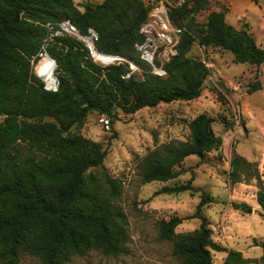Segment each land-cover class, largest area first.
I'll list each match as a JSON object with an SVG mask.
<instances>
[{
  "label": "trees",
  "instance_id": "obj_1",
  "mask_svg": "<svg viewBox=\"0 0 264 264\" xmlns=\"http://www.w3.org/2000/svg\"><path fill=\"white\" fill-rule=\"evenodd\" d=\"M157 1L104 0L82 8L75 0H0V264H20L22 250L44 264H66L92 250L107 256L125 252L130 231L120 203L122 181L105 169L103 143L83 135L80 126L92 112L113 119L117 109L135 113L200 97L211 70L190 55L197 41L232 52L236 63L258 68L264 63V46L247 26L228 23L224 9L210 10L200 23L196 15L209 10L211 0H185L171 12L179 32L178 54L165 63V76L153 73L136 43L144 40L140 28ZM64 19L84 35L96 30L98 51L133 61L141 76L127 61L98 63L83 40L59 35L46 50L56 60L60 83L57 90L46 89L33 62L44 51L47 23ZM260 89L257 74L249 92ZM213 122L207 113L189 121L190 139L164 144L167 156L154 152L143 183L174 179L187 172L176 168L187 157L218 150L223 141ZM232 164L234 183L258 179L257 199L264 211V178L256 164L242 156ZM192 189L190 179L158 192ZM211 201L210 194L202 193L192 217H202L203 206ZM233 205L252 212L246 202ZM183 220L179 215L158 220L160 238L173 242V255L182 264H214L213 251L227 252L225 264L258 261L214 240L206 221L193 231L177 232Z\"/></svg>",
  "mask_w": 264,
  "mask_h": 264
},
{
  "label": "rangeland",
  "instance_id": "obj_2",
  "mask_svg": "<svg viewBox=\"0 0 264 264\" xmlns=\"http://www.w3.org/2000/svg\"><path fill=\"white\" fill-rule=\"evenodd\" d=\"M75 1L83 8L87 3L104 0ZM226 3L227 0H211L209 10L200 11L197 20L202 23L210 10L224 9L228 23L236 28L247 26L264 46V0H234L230 8ZM190 55L203 60L211 70L200 97L144 107L135 113L117 109L113 119L92 112L80 126L83 135L103 143L107 150L105 169L122 181L120 203L128 215L130 240L125 252L118 256L92 250L83 256L72 257L66 264H182L173 255V242L160 238L158 226V220L175 215L184 218L176 228L177 232L193 231L206 221L213 229L214 240L223 245L248 246L243 254L258 261L247 264H264L261 261L264 211L257 199L258 179L234 183L231 178L232 162L238 156L255 163L264 178V63L259 68L236 63L232 52L205 47L198 41ZM122 58L125 57L111 63L127 61L130 67L135 64ZM33 70L40 77L36 66ZM135 71L141 76L137 65ZM257 74L262 89L250 93L249 86ZM200 113H207L214 119L213 128L222 139V146L204 157H187L176 166L187 172L174 179L143 183L142 173L149 158L156 151L167 156L164 144L190 139L188 123ZM2 120L0 114V122ZM190 179L192 190L171 194L158 192L164 186L185 184ZM202 193L210 194L213 201L203 206L202 217H192ZM243 202L252 207V212H244L233 205ZM213 255L214 264H225L224 252L213 251ZM20 256V264H44L27 250H22Z\"/></svg>",
  "mask_w": 264,
  "mask_h": 264
},
{
  "label": "built area",
  "instance_id": "obj_3",
  "mask_svg": "<svg viewBox=\"0 0 264 264\" xmlns=\"http://www.w3.org/2000/svg\"><path fill=\"white\" fill-rule=\"evenodd\" d=\"M184 2L185 0H158L140 28V33L144 40L136 43V47L141 51L142 58L152 66V72L159 76H165L167 74L164 68L165 63L169 62L172 57L178 54L179 35L178 29L171 19V12L173 8L181 6ZM226 4L227 7L230 8L234 4V0H227ZM47 27L49 34L42 46L44 51L40 53L41 57L45 54L49 55L46 47L54 40L55 36L70 35L83 40L89 48L92 57L98 60L95 56V50L98 51L95 42L99 38V34L96 30L90 29L89 34L84 35L69 19H64L57 24L49 22L47 23ZM116 57L120 59L122 56L116 55ZM122 59L127 60L126 58ZM38 61L36 63L33 62L34 67L37 65ZM130 68L135 71L136 65L132 64ZM45 88L48 90H57L58 86L54 81L53 87H49L45 83ZM104 119L107 124H109L108 118L105 117ZM107 126L109 127V125Z\"/></svg>",
  "mask_w": 264,
  "mask_h": 264
},
{
  "label": "bare ground",
  "instance_id": "obj_4",
  "mask_svg": "<svg viewBox=\"0 0 264 264\" xmlns=\"http://www.w3.org/2000/svg\"><path fill=\"white\" fill-rule=\"evenodd\" d=\"M95 56L98 60L104 63H108L118 59V57L116 56L105 54L97 50H95ZM56 67H57L56 63L54 62V60L51 59V57L48 54H45L42 57H40V60L36 65V73L46 82V84L49 87L54 86V81H55L54 73Z\"/></svg>",
  "mask_w": 264,
  "mask_h": 264
},
{
  "label": "crops",
  "instance_id": "obj_5",
  "mask_svg": "<svg viewBox=\"0 0 264 264\" xmlns=\"http://www.w3.org/2000/svg\"><path fill=\"white\" fill-rule=\"evenodd\" d=\"M216 9H220V8H216ZM241 27V26H240ZM239 27V28H240ZM226 247H228V248H232V249H236V250H240V251H242V252H245V250H246V248L248 247V246H240V247H236V246H233L232 244H229V243H227L226 245H225ZM225 253V255H224V257H223V260H225V257H226V255H227V252H224ZM245 256V255H244ZM245 257H249V256H245Z\"/></svg>",
  "mask_w": 264,
  "mask_h": 264
},
{
  "label": "water",
  "instance_id": "obj_6",
  "mask_svg": "<svg viewBox=\"0 0 264 264\" xmlns=\"http://www.w3.org/2000/svg\"><path fill=\"white\" fill-rule=\"evenodd\" d=\"M113 56H116V55H113ZM51 59L54 60V62L56 63V60L54 58L51 57ZM56 65H57V63H56ZM54 78H55V84L58 86L60 81H59V79H58V77H57V75L55 73H54Z\"/></svg>",
  "mask_w": 264,
  "mask_h": 264
}]
</instances>
